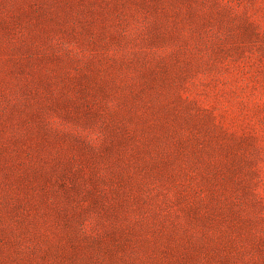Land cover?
I'll list each match as a JSON object with an SVG mask.
<instances>
[{
	"label": "rangeland",
	"instance_id": "374dc122",
	"mask_svg": "<svg viewBox=\"0 0 264 264\" xmlns=\"http://www.w3.org/2000/svg\"><path fill=\"white\" fill-rule=\"evenodd\" d=\"M0 264H264V0H0Z\"/></svg>",
	"mask_w": 264,
	"mask_h": 264
}]
</instances>
